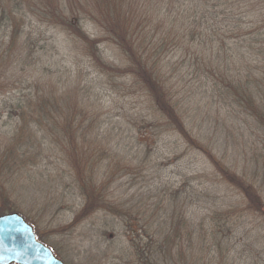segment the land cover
<instances>
[{
    "label": "trees",
    "instance_id": "trees-1",
    "mask_svg": "<svg viewBox=\"0 0 264 264\" xmlns=\"http://www.w3.org/2000/svg\"><path fill=\"white\" fill-rule=\"evenodd\" d=\"M31 18L65 32L109 81H131L130 91L150 104L151 128L204 154L215 175L241 197L237 205L213 208L194 224L170 193L158 203L164 213L149 242L128 225L129 244L121 248L128 264H246L243 254L250 246L244 241L238 253L233 240L250 228L252 216L264 222V198L245 171L239 173L217 157L216 145L189 127L179 97L183 90L176 86L189 78L190 83L203 82L213 102L264 135V0H0V93L8 88L10 73L41 64L34 61L36 52L47 46L35 41ZM85 24L95 25L102 35L92 38ZM104 44L118 51V65L104 59ZM23 80L13 86L25 84ZM47 80L46 94L28 92L5 104L9 113L0 136L8 144L0 142V201L9 208H0V216H26L13 199L12 185L28 169L57 159L84 200L73 223L61 232H71L99 212L126 223L131 211L110 193L116 172L130 169L122 164L125 151L115 145L97 151L98 117L89 111L90 100L72 98L67 88L73 82L62 84L53 76ZM102 157L110 160V177ZM251 232L245 231V238Z\"/></svg>",
    "mask_w": 264,
    "mask_h": 264
},
{
    "label": "rangeland",
    "instance_id": "rangeland-1",
    "mask_svg": "<svg viewBox=\"0 0 264 264\" xmlns=\"http://www.w3.org/2000/svg\"><path fill=\"white\" fill-rule=\"evenodd\" d=\"M31 19L30 30L36 36L35 41L40 40L42 43H39L46 44L47 48L44 52H36L34 61L41 63L36 68L26 67L23 73L19 69L15 79V75L9 74L8 88L0 93V115L4 116L0 120V133L5 131L2 126L9 113L5 109L7 102L37 90L46 94L47 78L60 77L62 84L74 83L67 88L73 99L79 96L90 100L89 111L98 117L94 131L100 135L96 150L108 152L113 145L119 147L127 156L122 164L130 168L116 172L111 179L110 193L115 201L131 211L133 217L125 223L99 212L80 222L71 232H61V229L73 223L84 200L63 174L67 167L53 159L17 177L12 194L26 215L21 216L59 260L65 264H128L126 257L121 255V248L129 244L128 225L143 235V242H149L148 236L155 234L156 221L164 213L159 210L158 203L166 201L170 193L177 196L178 205L184 207L194 224L204 220L213 208L240 202L239 194L215 175L204 154L187 148L173 134H160L151 128L150 104L141 93L130 91L131 81H109L89 64L65 32L43 25L36 18ZM84 29L92 38L102 35L93 24H85ZM101 50L107 62L119 64V53L114 47L104 44ZM189 79L176 86V90L178 87L183 90L179 97L188 111L189 127L216 145L217 157L225 159L239 173L245 171L264 198V135L253 131L243 118L233 115L227 107L213 102L203 82L190 83ZM21 80L25 84L13 86L14 81ZM53 86L56 84L50 87ZM0 142L8 144L2 136ZM102 160L106 169L110 160L106 157ZM112 169V166L106 169L109 177ZM3 207L9 208L0 201V208ZM250 229L252 232L246 239L245 231ZM245 231H240L233 240L237 242V252L243 250L242 243L246 241L250 246V251L243 254L248 258L246 264H264V222L252 216V225ZM242 236L243 241L239 240Z\"/></svg>",
    "mask_w": 264,
    "mask_h": 264
},
{
    "label": "water",
    "instance_id": "water-1",
    "mask_svg": "<svg viewBox=\"0 0 264 264\" xmlns=\"http://www.w3.org/2000/svg\"><path fill=\"white\" fill-rule=\"evenodd\" d=\"M0 264H65L18 214L0 217Z\"/></svg>",
    "mask_w": 264,
    "mask_h": 264
}]
</instances>
